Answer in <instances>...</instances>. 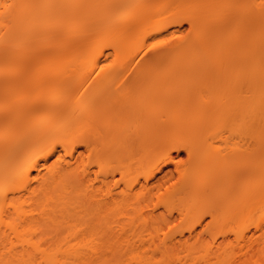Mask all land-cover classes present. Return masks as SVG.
<instances>
[{
	"label": "bare ground",
	"instance_id": "bare-ground-1",
	"mask_svg": "<svg viewBox=\"0 0 264 264\" xmlns=\"http://www.w3.org/2000/svg\"><path fill=\"white\" fill-rule=\"evenodd\" d=\"M87 1L88 0H85L86 3H84L86 7L90 8L89 11L92 12H90L91 14H89L87 8H85L86 10H84V7L81 9L82 6H85L82 0H0V5H15L12 9L0 8V13H3L0 15V74L3 75L0 77L4 76V74H6L5 72H10L9 75L15 73L17 77L19 74L23 75H19L21 81L20 79L16 80L20 82H14L13 80L15 78H10L11 80L8 79L7 81L10 83L7 86L8 90L16 88V84L18 88L14 91H21L19 94L27 91L28 85H26L27 83L24 79H28L29 74L32 73L30 71H33L34 74H36V72L41 74L43 71L46 72L53 63L49 64L50 60L54 61V58L58 57L57 59L63 60L72 56L71 58L76 60L73 64L74 67L78 62L83 64L89 63L92 55L90 54V56L88 53L93 51H86L87 53H84V47L86 48L87 45L86 42H83L85 46L83 43L77 41L79 40L77 39L79 35H81L80 38H83L84 34L86 36L88 33L87 35L89 37L87 39H96L99 37L97 35L100 34L98 42L99 40L105 39V41L102 42L103 45L109 44L108 41L112 40L113 35L117 33L113 32L114 34H111V32L114 31L113 29H115V31L120 30L117 35L122 33V29L125 33L128 31L130 32V30L132 31V33H126L127 36L136 34V32L141 29L140 26L145 24V22L143 23L145 18L136 17L142 15L141 13L147 15L149 11L152 12V10L149 7L148 9L146 6V4L148 5V1L151 3V0H147V2L144 0H135L136 2L134 0ZM170 1L173 3V0H168L167 2ZM94 2L97 6H95ZM139 2H142L141 5ZM144 2H146V4ZM183 2H187V0H176L173 3V7L176 8V5L177 7L181 6ZM193 2L194 4L191 2L193 6L190 8L193 7L192 10L195 12L189 14L190 18L186 17L174 20L171 22V25L180 27L184 22H188L191 25H195L196 28L198 26V28L204 27L202 29L203 31L197 32L198 34H196V37L193 36L194 38L192 37L184 41V43L176 48L170 49L168 53L166 50L165 53L154 54L141 64H139L140 61L138 62L134 59L135 62L137 61V64L135 65L133 62V66H130V73L125 77L127 80L124 82L127 83L128 88H130L133 93L141 91L146 85L145 81L148 72L161 63L170 53H174L173 55H177V53L181 55H191V53H195L193 54L194 57H209L206 62L201 63L202 65L199 64V66L201 65L200 69L203 70L201 77L212 80V89L214 90L213 92H215L211 105L207 109V116L211 119L208 125L211 127L213 139L219 140V142L223 143V145L225 144L227 147H224L226 149L225 154L223 153L220 156L223 167H218V171L213 176L211 184L207 186L208 188L205 187L208 191L213 188L215 189L216 186H222L225 183L232 184L234 182H241L246 177L259 176L264 169L262 166L264 162V0H193ZM79 3H83L84 5L80 6V8ZM91 3L94 4V7ZM137 3H139V5H137ZM89 4L92 9L89 7ZM132 4L134 7L137 5L142 9L145 6L146 8L144 11L146 9L149 11H146V13L137 9V12L139 11L140 14L138 13L139 15H136L135 18L133 17L135 16L134 14L130 17L132 15V9L130 10L128 6L132 8ZM66 5L67 7L69 6V9L66 10V7L64 8L65 11L63 7ZM76 5H78L79 8H77ZM74 6L78 12V9H80L79 14L85 11L87 14L91 15V17L88 15L91 20H89L90 18L88 19L86 13H83L87 17L86 20L88 19L87 22L84 21L85 19H81L82 21L76 19V22L74 21L73 23L74 25H71L70 23L73 22L72 18L74 17L73 14L76 13ZM56 7H58L57 11ZM100 7L102 9H100ZM123 7L130 10L129 15H127L130 18L126 16L113 18L111 14H116L117 11H120L119 9ZM150 7L152 6L150 5ZM92 10L96 11V13ZM52 11L54 14L56 13L54 18L55 22L53 21L54 14H52ZM106 11L111 13L108 12L109 14L107 16V14H104ZM134 11L136 12L135 8ZM72 12L73 14H71ZM63 13L64 15L65 13L68 14V17L70 14L73 16L72 18L71 16L69 18L67 17L68 20L71 18L69 20L70 22H66L67 25L64 22V19L67 18L63 17ZM97 13L101 15V19ZM60 14H62L63 19L59 16ZM79 14L76 13V15ZM92 14H96V17ZM146 15L142 16L145 17ZM57 16L61 18L58 19ZM150 16L149 20L152 19L151 14ZM77 17L78 16L74 17V19ZM102 17L106 20L107 17L108 19H112L109 21L105 20V22ZM56 19H58L59 22ZM149 20L147 19L146 22ZM83 21L87 23L86 26L89 28L91 35L85 30L87 28H83L86 33L83 31L82 33L84 34H78L77 30L79 29V24L82 26L80 22ZM102 22L108 23L106 26L110 29L113 28L112 31H110L108 27L105 28ZM61 25L65 27L68 26L66 28H69L71 25L72 28H69L70 32L68 31L67 34L64 29V31L61 30V28H64L61 27ZM102 25L104 26L102 29L106 31L109 30L108 33L112 35L111 38H104L106 37L104 34L108 35V33L103 32L104 30L101 29ZM57 27L60 28L64 35L71 36L70 33H72L71 37L74 35L77 43L74 40V42L72 41L73 43L71 42L72 45L69 42L71 46H65L64 44L67 42L65 40L67 38L66 35L63 37L60 31H56L54 34L57 33V36L60 34L62 37L60 35V37H56L54 34L52 35L55 29H59ZM135 27H139V29ZM166 28L167 25H162L154 29L151 35H158L160 32L166 31ZM74 29H76V32ZM132 29H136V32ZM79 30L82 31V29ZM100 31H102V33L98 34ZM49 33H51V36ZM125 33L123 34L124 36ZM94 34H96L95 37H93ZM101 34L103 35L101 36ZM109 35L108 37L111 36ZM49 36L50 39L55 37L57 40L54 39L57 42L61 41L60 38H64L65 43L62 40L63 43L60 42L59 46L51 47L55 40L53 39L52 42L47 41ZM42 37H46L47 42L45 39L43 40ZM39 41H41L42 44ZM88 41L89 43L92 42V40H87V42ZM119 41V45H116L117 42L115 43V41H110V43L117 46L111 47L114 50L113 52L122 51V49H124L123 42L119 43ZM98 42L92 50H98L96 46L101 43ZM48 43L53 44L48 46ZM89 43L87 44L90 45ZM93 43L95 44V41H93L92 44ZM40 44H46L48 48L46 46H44V48ZM73 45H75V47ZM81 45L84 46L82 49L80 47ZM60 46L62 49L65 48L62 51L59 50L61 53L57 51L60 49ZM66 47L68 50L71 49L73 51H67ZM78 47H80L79 50ZM101 47L99 48L101 49ZM41 48H43V50H41ZM48 49L51 50L49 51ZM46 52H50V54L52 52L56 54L55 52H57L60 54L54 55L52 53V56V54L49 55V53L47 54ZM79 54L80 57L81 55L83 57L79 58ZM83 54L85 56L88 54L89 57H84ZM99 55H102V52H100ZM139 57H137V59H140ZM143 57L144 56H142V58ZM22 58L24 59L22 60ZM62 60L59 61L61 62ZM140 60L142 61V59ZM59 61L57 60L56 64L54 62L52 65L53 69L49 68L48 70L50 71L51 69L55 71L61 64L63 67V63H59ZM66 62L71 64L70 62H74V60L68 59ZM66 66L70 68L68 64ZM66 66L64 64L63 68H66ZM10 67H13L14 70L13 68L9 70ZM71 67L74 68L73 66ZM11 70L14 72L11 73ZM48 70L46 73H48ZM132 72L133 74L131 75ZM48 74L50 75L52 73L49 72ZM37 75L38 74H36V76ZM38 76L42 81L44 80V82H42L44 89H48V86L45 87L46 84L51 85L50 82L56 81L54 75L52 81V78H42L48 77L47 75ZM3 78L4 81H0L1 88L3 86L2 82H6L5 77ZM55 83H53V85H55ZM9 86L14 87L9 88ZM24 86H27V88ZM55 88L57 89L56 85ZM55 88L53 87L52 89ZM16 92V95L13 90L11 93L17 96L18 93ZM36 95L37 97L32 98L33 100L30 99L28 100L29 102H24V105L22 104L21 108L18 110H16L17 108H14L15 111L14 109L9 110L14 111L10 113L12 115L15 114L14 116L18 119L15 121L19 123H16L19 125L18 127L13 124L14 121H11L13 120L12 115L10 116L11 118H9L8 116L10 114H0V125H7L5 127L3 126L4 128L2 129L0 128V264H105L107 256L112 253L115 235V220L113 217L114 207L117 204L127 205V203L129 204L130 200H132L130 197L131 195L129 196L127 191L121 192L120 194L114 192L117 183L119 181H124L128 175V167L116 160L114 148L116 141L114 125L118 120L117 115L125 109L126 101L118 103L106 99H92L87 103H78L75 107H71L65 102L52 103L46 100L47 98L44 100L38 98V93ZM36 109H40L41 114H36ZM32 111L34 117L32 116ZM64 115L66 116L64 117ZM29 116L33 118L30 119ZM16 118L14 117V119ZM9 119L11 120L8 121ZM52 121H56L54 122L56 124L57 122L59 123V129L53 131L49 128L54 124H51ZM10 124L16 127L14 128L11 126L9 128L11 131L6 130L8 131L6 132L5 128H8ZM232 124H235L238 130L229 132L227 127ZM136 137L139 138L140 135H136ZM52 139L56 140L52 141ZM122 141L125 145H128L131 139L124 135ZM56 145H59L63 151L62 160H59V163L57 162L48 169L44 175H40L39 170L44 167L47 160L54 155ZM37 147L40 148L36 149ZM171 150L176 154L180 151H184L188 159L192 162H195L199 157V148L195 143L188 141L177 140L172 142ZM169 153L170 152L162 155L152 168L142 173L144 183L141 187L138 185V187H140V192L143 190L150 193V190L153 188L158 191L161 187H164L161 185L166 184L164 182L170 179L171 174H168L162 178L161 182H155L157 185H155V183H150L148 186L149 180L153 179L156 173L161 172L165 164L173 160V157H171ZM240 157H249L251 164L242 167H231L230 163L236 159H240ZM91 159L92 161L90 162ZM88 160L90 164L86 163ZM15 161H20L21 164L13 169L11 165ZM178 167V164H175V169ZM33 172L36 173L34 177L31 176ZM116 175H119V180L115 179ZM32 181L37 183L36 186L31 187L30 184ZM136 181L137 180H130L128 187L132 188L134 184L137 185L138 182ZM202 188L198 187L195 183L194 173L191 174L188 172L186 174H181L177 178L175 190L173 191V193L178 196L175 201L182 200L185 195L190 193H193L197 200L199 198V200L203 201L205 200L206 196L204 197V195H207V193H205L207 191ZM255 188L253 190L257 192L254 191L248 195H251V199L256 200L259 198V200H262L264 197V182L263 186H256ZM254 194L256 195L253 196ZM15 195H20L19 199L25 197V202L22 203H28L30 207L35 206L38 210L30 209L24 211L20 209V206L12 205V212L4 213L3 209L12 202ZM245 198L242 201H253L248 198L245 200ZM131 203L133 202H130V204ZM232 206L233 205H231V207ZM232 208H235V205ZM139 210L142 212V208ZM235 220H237V217L234 221ZM191 227L192 226H190V228ZM255 231L259 233L256 237L257 241H249V239L246 238L244 242L245 234H241L243 237L240 235L236 240V242L238 240L241 242H237L238 247L241 249L239 250L247 253L245 255L249 258H245L248 259L247 261L251 259V262H246V259L243 260L241 257L242 259L234 258L235 260L232 258V260L229 261L230 263L228 262L229 264H240L242 262L250 264L254 262L252 261L253 258L255 256L258 257L260 253L264 256V228L256 224ZM94 236H97L96 243H93V245L89 247L82 244L85 238ZM230 245L233 244L227 242L221 249L225 251L231 249V247L233 248V246L230 247ZM259 260L256 259L255 261L258 263Z\"/></svg>",
	"mask_w": 264,
	"mask_h": 264
},
{
	"label": "rangeland",
	"instance_id": "rangeland-1",
	"mask_svg": "<svg viewBox=\"0 0 264 264\" xmlns=\"http://www.w3.org/2000/svg\"><path fill=\"white\" fill-rule=\"evenodd\" d=\"M144 1L147 2V0ZM167 1L151 0L152 4L149 3V1L147 2L149 6L146 4V2H144L147 8L149 7L152 10V12L148 10L149 8L144 11V9L146 8L145 6L143 7V9L137 6L139 5V3L141 5L142 2H139L136 5L139 8H137L136 6L134 7L133 4H132L133 5L132 8L131 6H128L130 10L132 9L131 10L132 15L130 17H132L134 14L135 16L133 17L135 18L136 15L140 14L139 11L137 12V9L140 10L141 12L149 11L150 13L148 12L149 13L148 14L146 12L148 16L145 13H141L143 16L144 15L146 16L143 17L142 15H140L137 16L136 18L141 17L142 19L145 18L146 20L147 19L149 20L151 18L150 14L152 15V19L149 20L148 22H146L145 19L143 20V23L145 22V24L140 26L141 29L137 27L139 29L138 32H136L137 29L136 27L135 30L132 29L134 32H136V34H131V35L128 34L129 36H127L126 33H132V31L130 30V32L128 31L125 33L122 29L121 31L122 33H120V35H117L119 34L120 30L115 31V29L113 28L110 29L108 26H106V24L108 23L102 22V24L104 23L103 25L105 26V28L108 27L110 31H112V29L114 30L111 32V34L117 32L112 37V35L110 34L111 35L110 36L108 33L109 30L106 31L105 29H102L104 27L102 25L101 29L104 30L103 32L108 33V35L110 36L108 37V35L104 34L106 37L104 36L103 37L104 38L112 37V40L108 41L109 44L107 43L103 45L102 42L105 41V39H103L102 37L101 38L103 40H99L98 42V39L100 37L99 33H102V31L98 32L99 35L97 36L99 37L96 38L97 40L93 38L87 39L89 37L87 35L88 33L86 34V36L84 33H82L83 31L86 33L85 30L89 32V28H87L86 26L87 23H84V21L87 22V20L91 17V15L89 14L92 13L91 11H89L90 8L86 7L85 0L84 1L82 0L83 3L85 2L84 3L85 6H82L84 5L83 3H79L80 4L79 7L82 6V8L80 7L81 9H83L84 7V10H86L85 8H87L89 14H87V12L83 10L81 11L87 14L88 19L86 20L87 17L82 12L79 14L80 9H78L79 12L76 9V7L79 8L78 5H76V7L74 6V8L76 9L75 12L81 16L76 15L75 12H74L75 14H73L72 12L71 14H73L74 17L76 16L78 17L74 19V17L71 16V14L69 15V17L70 16L71 18L73 17L72 18L73 22L70 23L71 25L74 23V21L76 22V19L80 21L85 19L83 22H80L82 23V26L81 24H79L80 25L79 29H82V31H80L79 29H78L79 31L77 30L78 34L82 33L84 34V36L83 38H80L81 35H79V38L77 37L76 38L79 39L77 41L81 43L86 42L87 46L83 43L86 46V48L89 46L87 49L84 46H82L83 44L80 46L81 49L82 47H84L85 49L84 53H87L88 51L89 52L93 51L91 53H88L89 55L90 54L92 55V57L89 60V63L87 62V64L85 63L83 64L81 62H78L77 64H75L74 67L73 64L75 63L76 60L71 58L72 56L69 55H68L69 58L66 56L67 58L63 60L57 59L58 57L54 58V61L49 59L50 60L49 64L53 62L49 67L51 69H53L52 65L54 64V62L56 64L57 60L63 61V62L59 61V63H63V67L64 64L65 66L68 64L70 68H68L67 66L66 68H63L61 64L59 68L57 69L55 68L56 69L55 71L51 69L49 71L48 68L47 69L48 73L49 72L52 73L50 75L46 73L47 70L46 72L42 70L43 73L45 74L36 72V74L38 75H43V76L49 75L48 77L45 78L42 77V78L43 79L52 78L51 81L53 80V75L55 76L54 78L58 83L54 79L56 83L50 82L51 85L46 84L45 87L48 86V89L43 88L44 85H42V82H44V80L42 81V79L39 78L38 75L36 76V74H34L33 71H30L32 73L29 74L28 79L27 80L24 79L27 83L25 84L28 85V90L20 94L19 92L21 91L18 92L14 91L15 89L17 90L18 88L16 84H15L16 88L8 90L7 86L10 83L7 80L10 78L12 79L15 78L13 80L14 82H20L21 81L20 76H23L22 74L20 75L18 73L20 75V76L18 75V77L15 73H13L14 75L13 74L9 75L10 74L9 70L13 68L10 67L8 70L9 73L5 72L6 74L0 77V81L4 79L3 77H5L6 80V82H2L3 83L2 88L0 87V114L2 113H3L2 115L10 114L8 116L9 118H11L10 117L12 115L11 113L15 111L14 108H17L16 110H18L19 108H21L24 102L26 101L29 102L28 100L37 97L36 95L37 93L39 96L38 98H41L43 100L47 98L46 100H48L49 102L51 101L52 103L65 102L69 104L71 107H75L78 103H87L92 99H106L118 103L121 101H126L125 102L126 107L119 115H117L118 120L115 122L114 125V133H115L114 135L116 137L114 148H115L116 160L128 167V175L124 179V181H119L117 183L114 192L120 194L121 192L127 191L129 193V196L131 195L130 197L132 200H130V202L133 203L130 204L129 202L130 205L128 203L127 205L117 204L114 207L113 217L115 220L114 223L115 235L113 240L112 253L109 256H107V260L105 264H227L229 261L232 260V258L233 260H235L234 258L239 259L242 257L244 260L248 257L247 255H245L247 253H245L244 251H240L241 249L237 245V242L241 243L239 240L236 242L238 236L240 237L241 234H245L244 235L245 239L243 238L244 242L246 241V238L249 239V241H257L256 237L258 236L259 233L255 231L256 224H259L261 227L264 228V197L262 200H259V198H257L256 201L254 199H251L250 197L251 195L250 196L248 195L255 191L253 189L256 186H263L264 169L259 176L246 177L241 182H234L232 184L225 183L222 186H218V187L216 186L217 188L215 187V189L213 188L211 190H208L209 192L205 188L211 184L213 176L218 171V167L219 168L223 167L221 164L220 156L223 153L225 154L226 149L224 147H227L225 144L223 145V143L219 142V140L217 141V139H213V136L211 134L212 131L210 129L211 127L210 125H208V122H211V119H209V117L207 116V109L211 105V101L214 98L213 96L215 92H213L214 90L212 89V80L204 79L201 77V75L203 74L202 72L203 70L200 69V66L202 65L201 63L206 62L209 59V57L208 56L194 57L193 54L195 53H191V55H181L178 53L177 55H173L174 53H170V55H168L165 59H163L161 63H159L156 67H154L148 72L147 79L145 81L146 85L141 91L133 93L132 90L128 88L127 83L124 82L127 80L125 77L129 75L130 73L129 68L131 65L133 66V62L136 65L137 64L136 62L140 61L139 64H141L143 61L148 60L154 54L165 53L166 50L168 53L170 49L176 48L177 46L184 43V41L191 39L193 36L196 37V34L201 32V30L204 28V27L198 28L199 27L198 26L197 29L195 25H191L188 22H184L180 27H175L171 25V22L174 20H179L186 17L190 18L189 14L195 12L194 10H192L193 7L190 8L191 6H193L194 2L193 0L191 1L187 0V2L189 1L188 3L190 4H188L187 2H183L181 6L177 7L176 5V8H174L173 3L176 0H173L172 1L173 3H171V1L170 2ZM94 4L95 6H97L95 2ZM94 4L91 3L92 6ZM91 5L89 7H91ZM150 5L152 7H150ZM66 7L67 5L64 6L63 9ZM68 7L66 10L69 9ZM57 8L58 7H56V11ZM124 8L125 7L121 9L118 8L120 11H117L116 14H111L113 18H117V17L119 18L123 16L128 17L127 15H129L130 10H128V8L125 9ZM134 8L137 14L134 11ZM100 9L102 8L100 7ZM93 12L96 13V11ZM106 12L104 14H107V16L109 13H111L109 11ZM52 14H54V12ZM55 14L54 16L52 15L53 21L55 20L54 19L56 16ZM65 15L63 13V17L67 18L68 14L65 13ZM92 15L96 17V14H92ZM59 16L62 17V14H60ZM59 16H57L58 19L61 18V17L59 18ZM99 16L101 19V15ZM68 18L64 19L65 21L64 20L63 21L65 23L70 22L69 20L71 18L69 20ZM102 18L103 21L106 20L104 19V17ZM110 19L112 18L108 19L107 17L106 21H109ZM89 20H91V18ZM162 25H167L166 31L160 32L158 35L157 34L151 35L154 29ZM61 27H64L61 28V30L62 31L65 30V33L68 34L70 27L66 28L68 26L65 27L62 25ZM83 28L84 29L87 28V29L84 30ZM61 30L60 28L58 30L55 29V31H53L52 29L53 31L52 35L56 31L62 32ZM74 30L76 32V29ZM123 32L125 33V36L123 35L124 34ZM89 33H90L89 35H91V32ZM49 34L51 36V33ZM56 34H54V36L56 37L61 36L60 34H58V36ZM61 34L63 37H65L66 35V34L64 35L63 32ZM70 34L72 36V33ZM95 35L96 34H94L93 37H95ZM102 35L103 34H101V36ZM69 36H67L68 40L71 38L74 39L68 41L66 38L65 40L67 41L66 42L67 45L64 44L65 46H69L72 41L74 42V40L76 42L74 35L73 37L71 36L69 37ZM120 38L121 40L119 41ZM42 39L43 40L45 39V41L47 40L46 37L45 38L42 37ZM49 39L47 41L52 42L53 39L51 38L50 39L51 41ZM60 40L61 41L59 42L56 41L57 45L56 42L53 41L54 44L53 43L51 44H53L54 46L49 43L48 46L50 45L51 47L59 46L62 40L65 43L64 38H60ZM87 40H92V42L95 41V44L93 43L94 44L93 45L92 42L89 43V41L87 42ZM41 41L39 42L41 43ZM96 41L98 43L100 42L102 43V44L101 43L98 44L99 47L103 45L101 49L98 47V45L96 46V49L98 50L100 49L99 53L102 52V55H99L98 50L97 51L92 50V48L97 43ZM110 41L112 42L115 41V43L117 42L116 45H119L118 41L119 43L123 42L124 49H122V51L113 52L114 50L111 47H114L116 45L110 43ZM161 41H163L164 43L161 44L160 43ZM87 43H89L90 45H88ZM64 45L62 46L65 47ZM75 45L73 46L75 47ZM153 45H156V47H153ZM41 46L47 47L46 44ZM80 47H78V50ZM63 49L60 46V49H58L57 51L59 50L62 51ZM41 50H43V48H41ZM66 50L70 51L71 49L68 50L67 48ZM72 51L73 50H71V52ZM46 53L47 54L49 53V55H51L53 52L51 54L50 52H46ZM55 53L59 55L61 52L60 53L55 52ZM80 54L78 55L79 58L83 57L82 55L80 57ZM88 54H86V56H88ZM86 56L84 55V57ZM142 56L144 57L142 58ZM137 57L142 59V61L140 59H137ZM23 59L24 58H22V60ZM68 59L74 60V62H70L71 64H69L68 63L69 61L66 62ZM134 59L137 61L135 62ZM199 64L201 65L199 66ZM71 66H73L74 68H72ZM13 70H11V73L14 72ZM17 70L20 71L19 69ZM132 74L133 72L131 73V75ZM1 75L3 74H0V76ZM17 79L18 80L20 79V81H16ZM53 83H55L57 89L55 88V85H53ZM52 85L55 89H52L53 88ZM12 87L9 86V88ZM24 87L27 88V86ZM12 90L14 94L16 92L18 93V95L17 96L12 95L11 93ZM11 109H14V111H9ZM36 110L35 113L39 114L40 109H36ZM14 115L15 114L12 115L13 120L9 119L8 121L10 120L14 121L13 124L18 127L19 125L17 124L19 123L15 122L18 119ZM32 116L34 117V113ZM65 116L66 115H64V117ZM14 117L16 119H14ZM33 117H30V119ZM54 122L52 121L51 124H53ZM58 124H59L58 122L57 124L54 123L49 128H51L53 131L55 129L57 130L59 129ZM3 126L5 127L7 125L2 124L0 125V128L1 129L4 128ZM11 126L13 125L10 124L8 128L6 127L5 131L6 130L11 131V129H9ZM227 130L229 132L236 131L238 130V127L235 124H232L227 127ZM124 135L128 136L131 139L128 145H125L124 142L122 141V137ZM136 135L138 136L140 135V137L137 138ZM53 140L54 139H52V141ZM177 140L195 143V145L199 148V154H198L199 157L195 162L190 161L184 151H180L178 154H176L175 152H173V150H171L172 142H175ZM55 147H56L55 150L57 151V152L55 151L54 153L55 156L53 155L51 158H49L46 162V165L39 170L40 175H44L48 169H50L57 162L59 163V160L60 161L62 160L63 151L61 150L59 145H56ZM39 148L40 147H37L36 149ZM168 152H170L169 154H171L173 160L165 164L162 167L161 172L156 173L153 179L149 180L148 186L150 185V183L151 184L155 182L157 183V181L161 182L162 178L168 174H171L170 179L167 180V182H164L166 184L161 185L164 187H161L159 190L157 189L158 191L154 190L155 188H153L152 189L153 191L150 190V193H147L146 191L143 190L140 192L139 191L140 187L144 183L142 173L146 172V170H148L149 168H152V166L158 162L159 158ZM91 161L92 159L90 160V162ZM90 162L88 160V162L86 163L90 164ZM20 164H21L20 161L18 162L15 161L14 163H12L11 168L13 169L17 168L18 166H20ZM175 164L176 165L178 164L179 166L177 169H175ZM250 164H251V160L249 159V157H242V158L240 157V159H236L232 161L230 163V166L242 167V166H248ZM262 166L264 168V162ZM188 172H190L191 174L194 173L195 183L197 184V186L200 188L203 187L202 189L207 191L205 192L207 193V195H204V197L206 196L205 200L201 201L199 200V198L197 200L196 196L193 195V193H190L185 195L182 200L175 201L177 200L176 197L178 196H176L173 193V191L175 190L177 178L179 177V175L186 174ZM31 176L32 177L36 176V173L33 172ZM119 178H120L119 175L115 176L116 180H119ZM130 180H137L136 181L138 182L137 185L134 184L132 188H129L128 184H130ZM156 183L155 185H157ZM36 184H37L36 182L32 181L30 185L31 187H33L36 186ZM138 185L140 187H138ZM255 195L256 194H254L253 196ZM14 197L15 198L12 200V202L9 205H7L5 209H3L4 213L12 212V205L20 206V209L24 211H28L30 209H35V210L37 209L35 208V206H31V207L28 206V203H22L25 202L24 200L25 197L21 199H19L20 195H15ZM245 197L253 201L249 202V200H246ZM244 198L247 201V203L246 201H242ZM220 202H222L223 204ZM231 205H233L232 207H234L235 205V208H232ZM140 208H142L141 210L142 212H140L139 210ZM236 217L237 220L234 221ZM190 226L192 227L190 228ZM241 236L243 237V235ZM96 242H97V236H94L91 238L90 237L85 238V240L82 241V244L89 247ZM227 242L232 243L233 245H230V247L233 246V248L231 247V249L224 251L221 249V247ZM255 257H254L255 259L253 258L252 260L254 262L250 264H264V256L262 253H260L258 257L257 256ZM256 259L257 260L260 259L258 263L257 261H255ZM247 260L248 259H246L245 261L249 262L251 259L249 261ZM99 264H104V263H99ZM240 264H245V263L242 262Z\"/></svg>",
	"mask_w": 264,
	"mask_h": 264
},
{
	"label": "snow or ice",
	"instance_id": "snow-or-ice-1",
	"mask_svg": "<svg viewBox=\"0 0 264 264\" xmlns=\"http://www.w3.org/2000/svg\"><path fill=\"white\" fill-rule=\"evenodd\" d=\"M13 7H15V5L13 4H3L0 5V8H5V9H12ZM3 13H0V15H2ZM161 44L164 43L163 41L160 42ZM153 47H156V45H153Z\"/></svg>",
	"mask_w": 264,
	"mask_h": 264
}]
</instances>
